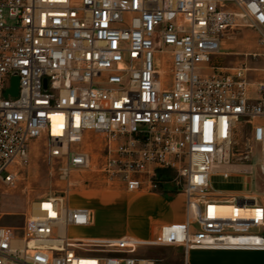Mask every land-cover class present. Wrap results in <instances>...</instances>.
I'll use <instances>...</instances> for the list:
<instances>
[{
	"label": "built area",
	"instance_id": "2783aa9c",
	"mask_svg": "<svg viewBox=\"0 0 264 264\" xmlns=\"http://www.w3.org/2000/svg\"><path fill=\"white\" fill-rule=\"evenodd\" d=\"M240 26L264 44V0H0V182H15L41 138L67 180L22 225L0 213V264H163L143 246L180 247L184 264L192 249L264 250V201L212 186L215 175L251 177L257 142L264 180V68L248 62L260 55L213 64ZM242 123L252 136L234 161ZM88 131L100 137L98 158ZM158 169L184 182L183 220L148 239L70 234L93 222L90 208L71 204L73 170L94 173L82 185L154 191Z\"/></svg>",
	"mask_w": 264,
	"mask_h": 264
},
{
	"label": "rangeland",
	"instance_id": "374dc122",
	"mask_svg": "<svg viewBox=\"0 0 264 264\" xmlns=\"http://www.w3.org/2000/svg\"><path fill=\"white\" fill-rule=\"evenodd\" d=\"M223 54L213 60L215 66H232L240 60L246 59V52H257L260 56L249 58L251 66L264 68V44L259 40V33L249 26H240L226 35L223 43ZM262 70V69H261ZM264 75L263 71H259ZM258 72L253 73V78H258ZM251 124H239L235 131L233 146L234 161L241 156L246 144L252 136ZM90 140L85 147L98 158L100 150V137L94 131H88ZM261 144L254 145L252 163L255 173L251 177L233 175L225 179L219 175L212 178V186L216 190H222L227 194L255 193L264 201V180L260 168ZM61 159L50 158L44 139L34 142L31 147L30 161L18 171V176L13 184L0 182V213L1 221L12 225H22L26 215L30 212L32 203L41 197L59 195L67 188V180L61 175ZM94 178V173L87 171L79 173L73 170L71 173L72 186L70 189L73 205H89L96 209L97 223L87 230L82 227H71L73 236L84 234H102L109 237H121L124 234H136L139 237L151 236L152 222L148 215L153 212L146 211L140 206L131 204L129 192L119 187H109L102 180H91L87 185H82L78 180L81 177ZM184 182L178 174L169 170V174L161 177L160 188L154 190L162 192L165 196L183 193ZM150 191L148 189L139 190ZM82 195H80V194ZM90 199H100L92 201ZM140 252L145 257L158 259L163 264H184V252L182 248L174 246H143ZM206 264H212L220 260H203Z\"/></svg>",
	"mask_w": 264,
	"mask_h": 264
},
{
	"label": "crops",
	"instance_id": "0c3cea01",
	"mask_svg": "<svg viewBox=\"0 0 264 264\" xmlns=\"http://www.w3.org/2000/svg\"><path fill=\"white\" fill-rule=\"evenodd\" d=\"M128 195L131 204L140 206L146 211L153 212L148 215L149 221L152 222L151 236L153 238L158 228L165 223L181 221L185 218V194L177 193L171 196H165L162 192L156 191H129ZM80 194V193H79ZM70 194V201H71ZM82 195V194H80ZM89 200V199H88ZM99 201L100 199H90L89 201ZM100 202H104L100 200ZM105 203V202H104ZM72 204V202H71ZM73 205V204H72ZM88 207L93 211V222L82 229L87 230L97 223L96 209L89 205H73ZM139 237L136 234H124ZM83 237H109L102 234H84L78 235ZM123 236V235H122ZM143 238V237H139ZM144 238V239H148ZM180 248V247H176ZM203 260H220L212 264H264V250L255 249H192L189 251V264H206ZM208 264V263H207Z\"/></svg>",
	"mask_w": 264,
	"mask_h": 264
},
{
	"label": "water",
	"instance_id": "95a60500",
	"mask_svg": "<svg viewBox=\"0 0 264 264\" xmlns=\"http://www.w3.org/2000/svg\"><path fill=\"white\" fill-rule=\"evenodd\" d=\"M45 83H46V81H45ZM18 86H19V78L18 77H14L13 78L12 87L8 90V92H10L13 95H17Z\"/></svg>",
	"mask_w": 264,
	"mask_h": 264
},
{
	"label": "bare ground",
	"instance_id": "6f19581e",
	"mask_svg": "<svg viewBox=\"0 0 264 264\" xmlns=\"http://www.w3.org/2000/svg\"><path fill=\"white\" fill-rule=\"evenodd\" d=\"M245 194H248L247 192H245ZM220 209L224 212H228L232 209V206L230 204H223Z\"/></svg>",
	"mask_w": 264,
	"mask_h": 264
},
{
	"label": "trees",
	"instance_id": "16d2710c",
	"mask_svg": "<svg viewBox=\"0 0 264 264\" xmlns=\"http://www.w3.org/2000/svg\"><path fill=\"white\" fill-rule=\"evenodd\" d=\"M169 174V170L168 169H158V175L159 177H164L165 175Z\"/></svg>",
	"mask_w": 264,
	"mask_h": 264
}]
</instances>
